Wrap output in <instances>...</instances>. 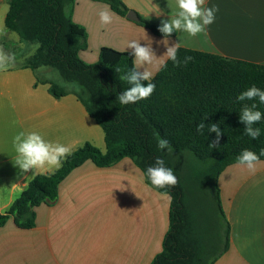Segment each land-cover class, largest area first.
<instances>
[{
    "label": "crops",
    "instance_id": "0c3cea01",
    "mask_svg": "<svg viewBox=\"0 0 264 264\" xmlns=\"http://www.w3.org/2000/svg\"><path fill=\"white\" fill-rule=\"evenodd\" d=\"M122 1L156 25L179 10L177 0ZM105 6L116 18L102 26L98 13ZM213 6L218 11L205 32L196 36L176 32L167 37L168 46L179 43L180 47L264 65V0H205L204 7ZM9 7L10 0H0V55L7 58L0 69L1 213L35 175L57 170L19 169L13 147L17 133L36 131L72 151L86 142L106 150L102 128L78 98L73 94L54 98L46 85H36V73L23 66L36 46L25 43L24 53L33 52L19 60L20 52L14 54L6 44ZM73 20L87 31L88 47L79 55L88 64L99 60L102 47L131 51L127 48L131 40L140 41L141 46L151 44L157 58L167 50L161 43L164 36L117 14L102 1L76 0ZM162 59L164 63L168 60ZM162 66L157 60L138 70L146 68L155 76ZM40 72L44 76L46 67ZM218 187L230 223V244L213 264H264V160L254 174L238 163L229 165L219 175ZM170 210L171 197L151 187L131 158L103 168L87 161L62 181L53 204L35 208L34 228H19L13 218L0 227V264H151L163 250Z\"/></svg>",
    "mask_w": 264,
    "mask_h": 264
},
{
    "label": "trees",
    "instance_id": "16d2710c",
    "mask_svg": "<svg viewBox=\"0 0 264 264\" xmlns=\"http://www.w3.org/2000/svg\"><path fill=\"white\" fill-rule=\"evenodd\" d=\"M96 1L109 4L123 17L130 11L122 0ZM75 4L76 0H10L5 25L21 41L38 45L23 64L36 73V85H46L56 99L75 95L102 128L106 150L86 142L72 151L59 169L35 175L10 208L0 212V227L13 218L19 228H34L35 208L53 204L62 181L87 161L103 168L129 157L153 187L147 168L156 166V159L160 158L165 167L173 170L178 183L153 187L171 197V210L163 250L151 264H213L230 244V223L217 186L219 175L229 165L238 163L237 157L245 149L264 160V155H260L264 151V118L255 125L261 131L257 139L244 134L245 125L239 118L245 103H255L256 110L262 113L264 104L258 99L237 100L253 85L264 90V65L179 47L180 66L171 60L163 64L151 81L156 84L153 94L137 103L122 105L117 97L130 85L120 81L119 76L134 67V57L130 51L102 47L97 62L83 61L79 54L88 47V34L73 20ZM137 15V23L164 36L159 31L161 25ZM175 35L173 32L169 37ZM185 57L192 59L185 64ZM44 67L57 71L64 81L78 88L67 90L45 78L40 72ZM117 68L121 72L116 73ZM201 121L206 125L203 134L197 132ZM210 124H218L222 132L219 146L213 149L208 145L216 139V133L208 131ZM161 138L169 141L171 151L158 148ZM181 152L190 153L184 157L187 163L179 162ZM195 158L202 169L193 164ZM210 181L216 183V205L208 198Z\"/></svg>",
    "mask_w": 264,
    "mask_h": 264
},
{
    "label": "clouds",
    "instance_id": "9594fccd",
    "mask_svg": "<svg viewBox=\"0 0 264 264\" xmlns=\"http://www.w3.org/2000/svg\"><path fill=\"white\" fill-rule=\"evenodd\" d=\"M178 12L171 17L170 20L161 21L159 31L164 35L165 39L161 41L167 48L166 52L160 58L155 55L151 44L141 46L140 41L131 40L127 44L130 55L134 57V67L128 72L119 76L120 81L127 82L130 87L122 91L117 99L122 105L130 103H137L140 100L149 98L155 91L156 84L151 81L154 78L153 72L145 70L143 72L138 69L145 65H152L154 61L160 60L163 65L166 58L171 60L175 66H180L181 61L178 59V49L180 44L168 46L167 37L173 32H186L190 36H196L203 33L206 27L211 25L215 20V13L218 8L215 6L211 8L204 7L205 0H177ZM161 14L158 12V15ZM99 21L102 26L113 23L116 14L105 6L98 13ZM192 58L185 57L183 63L187 64ZM7 58L0 55V69L6 66ZM116 73L121 72V69H115ZM144 82H148L146 85ZM259 101L264 104V90L255 85L243 91L237 100L244 101ZM257 109L255 103L249 106L244 104L240 112V121L245 125L244 134L252 139L259 138L261 131L255 127L262 118L264 113ZM206 118V117H205ZM206 125L201 121L197 125V132L203 134ZM209 132L216 133V139L212 141L208 147L210 149L219 146L220 137L222 135L218 124H210L207 126ZM13 147L16 152L15 165L22 171L28 170H54L62 166L63 161L71 155L72 149L61 143H53L46 140L39 132L21 131L13 138ZM158 148L160 150L171 149L169 141L166 139H159ZM264 155V151L260 153ZM238 164L248 170L249 173L254 174L257 170V164L260 163V157L253 151L245 149L237 157ZM156 166L147 168V177L151 185L155 188H165L166 186H175L178 183L177 177L174 175L171 168L164 166V160L157 158Z\"/></svg>",
    "mask_w": 264,
    "mask_h": 264
},
{
    "label": "rangeland",
    "instance_id": "374dc122",
    "mask_svg": "<svg viewBox=\"0 0 264 264\" xmlns=\"http://www.w3.org/2000/svg\"><path fill=\"white\" fill-rule=\"evenodd\" d=\"M5 42L9 47L12 48L14 54H18L20 52V54H18L19 60L26 58L29 54H31L33 52V51H30V53H24V52H26V46H25L26 44H25V42H22L23 44L22 43L19 44V38H18V35L16 33L9 32ZM30 45H31V47L36 46V48L38 46L37 44H32V43L29 44V46ZM46 69H47V72H45L43 74L45 78H48V79L60 84L61 86H63L67 90H72L73 88H78V85L64 81L63 78L60 76V74L57 71L50 69V68H46ZM181 153L182 154H180L181 156L179 158L182 161L180 160L179 162L181 164H182V162L187 163L184 161L185 160L184 157H185V155H188L190 153H188V152H181ZM185 153H187V154H185ZM193 164L198 166V168H200V169L203 168V165L196 158L193 159ZM217 186H218V182H217ZM207 191H208V198L210 200L213 199V204L216 205L215 198L217 195V188H216V183L214 181H210V183L208 184V187H207Z\"/></svg>",
    "mask_w": 264,
    "mask_h": 264
},
{
    "label": "water",
    "instance_id": "95a60500",
    "mask_svg": "<svg viewBox=\"0 0 264 264\" xmlns=\"http://www.w3.org/2000/svg\"><path fill=\"white\" fill-rule=\"evenodd\" d=\"M126 17L128 19L132 20V21H138L139 20V17H138L137 13L134 10H130L127 13V16Z\"/></svg>",
    "mask_w": 264,
    "mask_h": 264
}]
</instances>
